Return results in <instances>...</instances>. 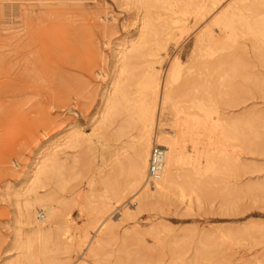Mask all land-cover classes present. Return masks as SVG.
I'll return each instance as SVG.
<instances>
[{"label":"rangeland","instance_id":"obj_1","mask_svg":"<svg viewBox=\"0 0 264 264\" xmlns=\"http://www.w3.org/2000/svg\"><path fill=\"white\" fill-rule=\"evenodd\" d=\"M151 1L154 6L148 8L138 2L128 5L124 0H0V58H6V66L0 67V264L14 232L16 206L13 200L15 192L23 191L24 188L19 185L20 178L28 170L38 147L49 138L55 137L58 141L57 138H62L64 131L69 129L82 131L92 141L87 140L75 148L65 149L69 157L66 162L69 172L66 178H69V185L68 190L63 193L66 199L61 205L63 212L71 214L76 228L82 230L86 227L92 236L95 229L90 226L89 221L93 215L97 216L98 211L108 204H114L109 212L112 224L110 233H107L109 241L106 240L101 253L92 258L86 247L81 248L72 256L70 264L76 263L78 259L76 264L86 260L87 264H105L106 260V264H188L195 259L196 251L202 248L205 241L215 244L214 248L212 247L213 253L211 252L213 256L210 254L209 259L196 260L195 264H264V62L261 53H254L257 51L255 42L247 34L245 21L242 19V13L248 15L249 12L244 10L237 13L234 29L222 31L223 25L216 19L234 0H226L221 7L198 20L196 8L189 0L175 2L176 6L173 5L172 8L176 13L172 8L167 9L158 4V0ZM58 3H61V10L66 12L62 16V21L66 23L68 17H71V14H67L70 4L87 11L86 20L73 23L89 27L81 38L76 39L77 42L72 47L66 38L69 29L67 32L63 24V30L55 28L57 25L54 28L52 26V17L55 16L50 17L49 13L52 15L53 11H56L52 5ZM28 7L34 9L30 10ZM28 9L30 14L27 13ZM251 17V22L257 21V16ZM143 21L152 25L145 29V37L140 39L137 53L133 51L130 54L134 58L133 65L124 84L129 102L125 104L121 101V106H124L121 109L139 103L137 82L142 72L155 67L164 75L174 59L179 58L182 64L180 83H184V88H187L185 90L194 95L193 98L204 94L206 98L207 94L206 99L210 97L209 100L214 101V108L223 114L224 120L228 119L227 121L233 124L235 136L239 138L237 137V141H231V146H228V161L232 167L229 162H225L224 165L227 166L221 167L216 174H210L214 175L211 179L208 175L205 179L209 183H204L205 188L195 187L192 191L188 190L185 199H179V192H176V197H172L169 203L152 206L134 217H129L124 215V211L130 208L131 212L136 213L137 205L133 198L128 196L118 202L114 196L115 191L123 190L124 185H127V175H117L119 177L116 178L112 169L119 151L132 153L133 150L129 146L138 135L137 128L139 129L140 125L134 112L127 113V109L121 112L119 109L117 113L121 115L116 113L119 117L114 116L113 124L111 121V125L98 129L94 136L93 127L100 117L102 95L106 90L107 81L115 69L116 50L122 47L119 43L123 42V39H129L136 32L137 25ZM211 23L214 34L220 39L215 43V47L212 46L214 48L206 49L208 52L201 50V53L198 52V56H195L193 52L197 35ZM99 24H107L111 29L102 30ZM33 31L40 38L44 37L41 42L39 38L36 43L39 62L43 65L38 63L43 69L40 72L37 68L33 70L32 65L30 71H25L24 64L20 61L23 58L21 50H24L20 46L24 42H33ZM231 34L234 36L233 40L226 41L225 38ZM48 36L55 37V47L49 45ZM128 45L129 43H126L125 46ZM31 47L32 45L27 47L24 52L33 58L29 51ZM6 85H10L8 91H5ZM257 87L262 90L259 91ZM78 88H82L80 92ZM66 89L69 92H66ZM63 91L67 93V97L60 100ZM213 97L215 99H212ZM170 110L171 108H168V112L157 114L160 119V133L173 134L172 122L175 123L176 116L173 110L169 113ZM130 113L133 114L132 120ZM127 117L128 119H125ZM132 121L136 122V125H133L135 123ZM124 123L132 129L127 128ZM119 127L124 131H119L122 137L117 134ZM112 132L119 135H116L115 141L112 136L107 140V136ZM104 133L109 135L104 136ZM186 145L190 154L196 155L194 143L188 141ZM113 153H116V156ZM39 191L42 193L44 189ZM231 191H237L234 194L237 204L230 207L225 205V201L230 199L228 196ZM32 194L34 193L30 196ZM27 198L25 194L19 195V205L22 206ZM42 213L41 211L38 214L40 222L47 218ZM21 228V232L25 234L28 227L22 225ZM55 242H51V247V244L47 245L54 256L50 255L47 249L46 253L50 254H45L46 258L63 255V250L61 251V247ZM37 247L34 246L32 251L37 253ZM58 252L62 253L58 255ZM13 253L11 264H53L38 254L37 257L30 258L23 257L20 250ZM136 260L141 262L137 263Z\"/></svg>","mask_w":264,"mask_h":264},{"label":"bare ground","instance_id":"obj_2","mask_svg":"<svg viewBox=\"0 0 264 264\" xmlns=\"http://www.w3.org/2000/svg\"><path fill=\"white\" fill-rule=\"evenodd\" d=\"M150 1L149 0H124V3L130 5V4H135L136 2H138L141 5H144L145 7L151 8L154 6V3ZM177 1L178 0H174L173 2H170L167 0H158L157 3L159 2L158 4L168 9V8H172L173 5L176 6L175 2ZM180 1L181 0H179L178 2ZM189 1H191L192 5L194 4L196 8L195 9L197 13L196 19L198 20L200 18L206 17L209 13H211L214 9L218 8L219 6L221 7L222 3H224L226 0H189ZM60 6H61V3L52 5V7L56 8V11L54 10L55 13L53 11L52 15L51 13H49L50 17L55 16V17H52L54 18V21H53L54 25L52 24L51 25L53 26V28L57 25L55 28H57L58 30H61V29L63 30L64 27L63 28L61 27V25L63 24L66 27V31L67 29H69V32L67 31L68 33L66 32L65 33L67 34L66 38H68L69 40L68 44L72 47L73 44L77 42L76 39L80 37L81 35H83L85 30H87V28L89 27L88 25H85V24H82V25L75 24L74 25L73 23L78 20H86L87 16H85V13L87 11H85L84 8H78L76 5L70 4L69 11L67 14H71V17H68V23H66L62 21V16L66 12L64 10H61ZM29 9L33 10L34 8L32 9L31 7ZM29 9L27 12L28 14H30ZM42 10L44 9L42 8ZM172 10L174 11L175 9L172 8ZM244 10H247L249 12L247 13L248 15H246V13L245 15L242 13L243 15L242 19L243 21H245V25L248 30L247 34H249L255 42V49L257 51H255L254 53L256 52L258 54L261 53L263 57L262 62H264L263 61L264 60V0H234L232 3H230L225 8V10H223V12L220 13L216 21H219L223 25L222 31H225L226 29H229L231 31L234 29L235 24H237L235 23V17L238 16L237 13L243 12ZM175 13H176V10H175ZM249 16L250 17L257 16V19H256L257 21L254 23L251 22L250 20H252L253 18L251 17L250 19ZM50 17L49 16L47 17L48 20ZM145 24H146L145 21L140 22V24L137 25L136 32L129 39H123V42L119 43V46H122V47L116 50V53H115V61H114L115 69H114L112 76L108 79L107 84H106V90L102 95V107L99 111L100 117L96 120V124L93 127V130H94L93 136L96 135V132L98 129L111 125L110 124L111 121L113 124V121H114L112 120L113 118H115L116 116L119 117L118 115H116V113L119 112L120 111L119 109H121V107L123 106V105L121 106L122 104L121 101H124L125 104H128L129 102V99L126 96V91H125L126 86L124 87V84L126 81L125 79H127L126 76L127 74L129 75V72L133 65L132 61L134 58L130 54L133 51H136L135 53H137V51L139 50L140 48L139 46L141 44L140 39L145 37L144 31L147 27L149 28V25L151 23H149V25L147 24L145 25ZM99 27L102 28V30L111 29L110 26L107 24L106 25L99 24ZM213 30L214 29H212V23H211V25L209 24L208 26H205L204 29L200 31L201 33L200 32L198 33L196 42L194 45V52H193L195 53V56L196 55L198 56V52H200L201 50L205 49V51H207L206 49H212L216 46L215 43L220 39V37L218 38L216 34H214ZM31 34L34 35L32 37L33 42L29 41V43L31 44H28V42H24L20 47L25 50L27 47H30V45H32L31 50L29 51L32 54L33 58H30L31 56L28 57L29 55L28 54L26 55L24 50H21L20 48V50L23 51V54H22L23 58L20 59V61L24 64L25 71H28V70L30 71V68L32 65L33 70L37 68L38 71L40 72V70L42 71L43 69L41 68L42 64L39 62L40 57L37 54L38 50L36 48L37 46L36 43L38 42L40 36L38 34H35V32ZM232 37L234 38L233 34H231V36H228V38H225V39L226 41H230V40H233ZM41 38H44V37H41ZM41 38L39 40L40 42H41ZM47 38H49L50 40L49 45H52L53 47H55V41H56V40L54 41L55 37L51 36L50 38L48 36ZM43 40L46 41V39H43ZM222 40H220V42ZM127 41H130V42H127ZM42 43H44V41H42ZM126 43H129L128 47L125 46ZM80 46L82 45L80 44ZM259 56L261 57V55ZM5 59H6L5 57L0 58L1 68L6 66L4 65ZM221 60L220 61L218 60V61L221 62ZM234 60H236V58ZM38 63H40L41 65L39 66ZM209 63L210 62H208V64ZM261 65L263 66V64ZM181 66L182 64L179 58H176L174 59L170 68L168 69V71H166L164 75H162L161 72L155 67H150L149 69L145 70V72H142L143 74L142 76H140L137 82L139 86L138 94L140 95V99H139L140 101L138 100L139 103L131 107L125 105L126 108L121 109V112L126 111V109L129 110L127 111V113L134 112L133 114H135L136 120L138 121V124L140 125L139 129L137 128V130L139 131L138 135L136 136L132 145L130 144L131 146H129L133 150L132 153L127 152L125 154L124 152L120 153L119 151L117 153L119 155H117L118 157H116L117 158L116 163L112 169L114 173L116 174L114 175L116 178L119 177L117 175H124V174L127 175L126 176L127 178H125L127 179L125 183L127 185L126 186L124 185L125 188L122 187V189L123 188L124 189L121 190L118 186L117 189L119 188L120 190L118 189L119 190L118 192L117 191L114 192V196L118 199L117 201L122 202L123 200L128 198V196H130L131 198H133L134 200L133 202L137 205V207L135 208L136 213L131 212L130 208H128L124 211L125 216L134 217L135 215H138L142 213L143 211L148 210L152 206L167 204L170 201H172V197H174V194H176V192L177 193L179 192L178 193L179 199H185L187 197L188 190L192 191L193 188L195 187H199V189H201V187L205 188L204 185L206 186V184L209 183V181L205 179L208 175L211 179L212 178L211 176H214V175L210 176V174H213L215 172L217 173L219 172V170H221V167L227 166V165H224L225 162H229L230 164V161H228L229 155H230L228 151V148H229L228 146L229 145L231 146V143L233 142V140L237 141V137L239 138V136H235L236 132L233 129L234 127L232 126L233 124H230V122L227 121L228 119L224 120L223 114L218 109L214 108L215 107L213 104L214 101H210L209 100L210 97L206 99L207 94H206V98L204 97L205 94L203 96L201 95L199 96L197 94V96L199 97L193 98L195 96L189 93L187 90H185L187 88H184L183 86L184 83L183 85L180 83ZM214 70L216 71V68H214ZM252 78L255 79V77H252ZM262 78L264 79V75ZM261 82L260 84L262 85ZM197 84H199V82ZM71 87L74 88L73 85ZM9 88H10V85H6L5 91H8ZM195 88L197 89V87ZM81 89H79V92ZM205 89L207 90V88ZM260 90L262 89H259V91ZM189 91H190V88H189ZM66 92H69V90ZM66 92L63 91V93L59 97L60 100H63L65 99V97H67ZM210 94L212 95V93ZM211 95H208V96H211ZM212 99H215V97H213ZM168 108H171V110L175 112V116H176L175 123L172 122L174 124L173 130H172L173 134H164V133L158 132V129H160L159 127L160 119L157 118V114H159L160 112L162 113L163 111L166 112ZM171 110L169 111V113L171 112ZM133 114L130 113L131 120L133 118L132 116ZM234 115L235 114H233V116ZM239 118L241 120L242 117L240 116ZM125 119H128V117ZM235 120L237 121V119ZM236 121L234 122L235 124H237ZM132 122L135 123L133 125H136V122L134 121ZM126 124L125 126L129 128L130 126L128 127V124L127 125ZM119 131L120 132L122 131V133L124 132L122 127L121 129L119 127V130L117 132V134H120L121 136L122 133H119ZM64 133L65 135H63L62 138L61 137H59V139L57 138L58 141H56L55 137L49 138L46 142L42 143L38 147V150L35 153V156L33 157V159L31 160L29 164L28 170L25 172L24 176L20 178L19 180V185L24 186V188H23V191L15 192V197L13 200V204L16 206V211L14 214L15 215L14 216V225H15L14 232H13L12 240L10 241V244L5 252V256L2 260V264H11L10 260L14 256L13 252L15 250H20V252H22L21 255L23 257L25 256V257L32 258L33 256L37 257L36 254H38L39 256H41V258L45 259L47 257L45 256V254L49 255L51 253L50 252L51 250L48 249L49 247L47 245L48 244L50 245L51 242L54 243L55 241L57 242V245L61 247V251L63 250V255L64 254L66 255L65 257H62L63 255H61V257L58 256L57 258H55L56 257L55 255V257L50 256L51 258H46V261L48 260L49 262H52L53 264H70L72 260V256L78 253L79 250L84 247H86V250L89 256L94 258L101 253L102 249L105 246L107 236L109 235V234L107 235V233L110 231L111 225H112L110 222L109 212L112 210V207L114 204H108L107 206L103 207L101 211L100 210L98 211L99 213H97L98 214L97 216L95 215L94 217L93 215L91 221H89L90 226L95 229V234L92 236H90L91 231L88 228L85 227V229L83 228L82 230L76 228L73 225L71 214L65 211L64 213L63 212L64 209L61 208L62 207L61 205L66 201L63 193L64 191L68 190L67 188L69 185L68 184L69 178L68 179L66 178V174L67 173L69 174L67 170L68 169L67 164H66L69 157L67 156V151L65 149L67 147L75 148L78 144L81 145L83 144L84 141H87V140L92 141V139L90 137L87 138L82 131L69 129V130L64 131ZM100 135H102V133H100ZM107 135H105L104 133V136H107ZM116 135L115 133L112 132L110 136H107V140L109 137L112 136L113 138L112 137L111 138L115 141L117 139V136H119V135L117 136ZM104 136H101V137H104ZM188 141H192L194 143L196 155L190 154V152L187 150L186 143ZM156 145L165 147L166 151H165V157H164V167H163L161 176L155 180L153 185L150 186V184L148 183L149 166L151 162L152 151ZM115 154L113 153V155ZM230 166L232 167V164H230ZM116 178L114 181H116ZM39 189H44V191L41 193ZM236 192L237 191H231V193H229L228 197H230V199L228 198V201H225L226 206L231 207L237 204V201L234 198V194H236ZM31 193H34V194L30 196ZM21 194H25L26 196H28L27 199H24L25 201L22 206L21 204L19 205V195ZM200 199L202 200L201 197ZM65 209H67V207ZM41 211L43 212L42 214H45L47 216L46 220H44L43 222H40V220H38V214ZM22 225H25L26 227H28L26 229L27 231L25 234L21 232ZM154 226H156V224H154ZM107 241H109V239ZM211 242L212 241H205L202 248L196 251V255H194L195 259L191 261L192 263L188 262V264H195L196 260H200V259L204 260L205 258L207 259L208 257H210L213 253L212 247L215 245V244L212 245ZM57 245L55 244V246ZM34 246H38L36 248L37 250L35 249L37 253L32 251ZM51 246L52 244L50 245V247ZM47 249L50 253H46ZM58 249L60 251V248ZM60 253L58 255H60ZM120 253H121V250H120ZM50 255H53V254L51 253ZM78 261L79 259L77 260V262ZM136 261L137 263H139L140 260L139 261L136 260ZM38 262H39V259H38ZM122 262H125V261H122ZM78 264H87V260L84 262L82 261Z\"/></svg>","mask_w":264,"mask_h":264},{"label":"built area","instance_id":"obj_3","mask_svg":"<svg viewBox=\"0 0 264 264\" xmlns=\"http://www.w3.org/2000/svg\"><path fill=\"white\" fill-rule=\"evenodd\" d=\"M165 147L156 145L152 151L149 166L148 183L153 185L155 180L161 176L164 167Z\"/></svg>","mask_w":264,"mask_h":264}]
</instances>
